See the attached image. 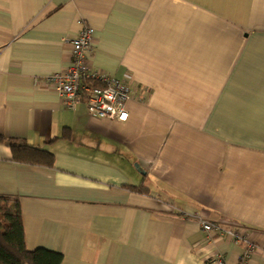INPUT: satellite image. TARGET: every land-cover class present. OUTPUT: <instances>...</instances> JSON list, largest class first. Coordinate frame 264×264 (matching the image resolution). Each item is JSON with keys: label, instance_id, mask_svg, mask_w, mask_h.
Listing matches in <instances>:
<instances>
[{"label": "crops", "instance_id": "crops-1", "mask_svg": "<svg viewBox=\"0 0 264 264\" xmlns=\"http://www.w3.org/2000/svg\"><path fill=\"white\" fill-rule=\"evenodd\" d=\"M84 26L91 69L138 89L127 122L46 86ZM0 137L55 157L16 163L0 142V195L20 200L30 251L264 264V0H0Z\"/></svg>", "mask_w": 264, "mask_h": 264}, {"label": "built area", "instance_id": "built-area-1", "mask_svg": "<svg viewBox=\"0 0 264 264\" xmlns=\"http://www.w3.org/2000/svg\"><path fill=\"white\" fill-rule=\"evenodd\" d=\"M93 34V28L84 26L71 43L70 64L49 77L46 86L58 92L67 109L74 110L77 103L85 101L91 117L127 122L130 115L128 103L135 99L138 89L127 82L91 69L88 57L93 52ZM201 227L209 237L224 231L216 222L201 221Z\"/></svg>", "mask_w": 264, "mask_h": 264}, {"label": "trees", "instance_id": "trees-1", "mask_svg": "<svg viewBox=\"0 0 264 264\" xmlns=\"http://www.w3.org/2000/svg\"><path fill=\"white\" fill-rule=\"evenodd\" d=\"M10 144L16 163L53 167L54 155L46 150L29 146L14 139L0 137ZM132 191H146L144 185L130 186ZM63 255L47 250L30 251L25 242L21 203L18 198L0 195V264H61Z\"/></svg>", "mask_w": 264, "mask_h": 264}, {"label": "water", "instance_id": "water-1", "mask_svg": "<svg viewBox=\"0 0 264 264\" xmlns=\"http://www.w3.org/2000/svg\"><path fill=\"white\" fill-rule=\"evenodd\" d=\"M143 175L145 174V172H141Z\"/></svg>", "mask_w": 264, "mask_h": 264}]
</instances>
